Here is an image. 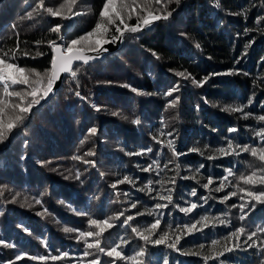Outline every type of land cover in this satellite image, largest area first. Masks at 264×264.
Wrapping results in <instances>:
<instances>
[{"label":"trees","instance_id":"obj_1","mask_svg":"<svg viewBox=\"0 0 264 264\" xmlns=\"http://www.w3.org/2000/svg\"><path fill=\"white\" fill-rule=\"evenodd\" d=\"M66 3L44 0L42 8L40 0H0V55L15 54L19 67L45 75L53 57L49 42L61 41V30L53 32V27L62 28L75 11L82 14L73 34L86 36L97 23H106L100 19L105 0H76L70 11L65 7L58 17L45 11ZM144 3L137 0L140 7ZM151 10L172 15L148 29L126 32L123 47L103 60L76 64L77 76L65 75L59 90L21 114L22 122L0 142V239L5 241L0 245V264L30 260L89 264L96 256L105 264L113 259L116 264H164L165 260L168 264H264L260 248L247 247L252 232H257L253 240L258 246L264 243V204H257L243 220L239 208L250 199L247 191H264V185L244 186L240 179L264 169V161L238 148V155L223 156L218 151L227 148L229 140L234 148H264V141L256 136L264 128V121L258 119L264 115V0H180L178 5L175 0H162L161 5L152 0ZM127 23L136 25L135 16ZM115 27L108 25L109 36ZM38 52L44 55L37 56ZM180 72L188 78L178 76ZM193 78L203 85H194ZM174 87L178 90L166 95ZM22 88L17 85L9 91ZM177 96L178 103L170 107ZM8 99L26 106L31 97L24 102ZM226 106H243V113L226 111ZM244 113L250 115L245 118ZM93 127L94 135L89 132ZM233 127L238 131L229 132ZM169 140L179 156L167 147ZM149 148L152 151L146 155L135 154ZM85 161H94V166ZM97 162L108 185L94 169ZM149 165L153 170L143 171ZM229 169L232 175L226 187L217 192ZM125 176L134 183H117ZM209 177L213 183L206 189L203 185ZM167 189H172L173 202L156 209L157 203H167L157 193L167 195ZM193 189L196 196L191 195ZM230 192L237 195L223 200ZM90 203L97 212L93 216L83 210ZM192 203L198 205L192 213L179 210ZM128 216L133 219L124 224ZM90 219L113 224L105 231L102 246L128 242L118 248L122 259L100 253L84 257L86 244H68L77 243L81 231H97L89 225ZM157 219L160 225L150 231ZM192 224L198 230L189 233L184 226ZM65 227L78 231L66 233ZM242 227L245 232L237 240L233 233ZM132 228L151 240L165 233L168 243L176 236L181 239L177 249H169L166 244L147 243ZM63 253L68 255L51 259ZM18 255L22 259L16 260ZM41 256L46 259L40 260Z\"/></svg>","mask_w":264,"mask_h":264},{"label":"snow or ice","instance_id":"obj_2","mask_svg":"<svg viewBox=\"0 0 264 264\" xmlns=\"http://www.w3.org/2000/svg\"><path fill=\"white\" fill-rule=\"evenodd\" d=\"M156 5H161L162 0H154ZM172 0H168V3H171ZM76 3V0H67L66 4L60 5V9L53 10V8L49 7L46 8L45 11L49 13L52 17H58L61 15V10L65 7L68 8V10H71V7L73 4ZM175 3L178 5L180 3V0H175ZM40 6L43 8L44 6V0H40ZM152 0H145V3L143 7H140L137 4V0H120L119 4L117 3V0H105V3L103 5V8L100 12V19L102 21H105L106 23H97L95 26V29L92 32L87 33L86 36L79 37L77 39H73L67 44H65L63 41L60 43H57L56 41H50L49 46L52 49L53 57L51 60V67L48 70V72L45 75H41V73L36 72L35 70H32L31 72H27L24 68L19 67L14 61L16 59L15 54H13L11 57H8V53H4L3 55H0V85L3 87L4 96L0 97V142H3L9 133L12 132L14 128L17 127V125L22 122L23 116L21 114L28 113L34 105H39L41 100L46 99L51 93L54 91V86L56 82L60 79L61 74L68 73L71 75V77L75 78L77 76L78 69L76 71H73V64L75 62H82L84 64H88L92 60L99 59V54L107 51L106 48L103 47V45L107 43H116L118 41H121L124 37L125 32L130 33H137L139 31H142L146 28H150L155 22L160 20H167L172 15L171 12H165L162 14H158L153 12L152 10ZM135 16L137 23L134 26H130L127 23V20H130ZM119 21V24L116 22ZM115 25V31L118 35H115L112 37L111 41L105 38L106 34L109 31L108 25ZM123 25V27H121ZM61 26L56 25L53 27V32H60ZM197 48L200 46L197 44ZM92 52L95 53V55H88L87 53ZM24 55H28L27 53H24ZM37 56L44 55L43 53H37ZM13 61V62H10ZM178 76L184 77L187 79L188 77L185 76V73L180 72L177 73ZM35 77V78H33ZM46 79V83H45ZM208 78L205 77V80ZM192 83L197 86H202L204 81H197L194 78L192 79ZM23 86L22 91H9L10 87L13 86ZM133 91H136L135 89H132ZM178 88L174 87L171 89L166 95L171 96L173 92L177 91ZM76 95L79 97L80 93L76 92ZM16 97L21 102H24L27 100L28 97H31L30 102L27 103L26 106H23V103L21 104H12L9 102L8 98ZM179 101V96H177L174 100H171L169 103L170 107H175L176 104ZM249 104L252 103L251 100L248 102ZM19 110L18 113L16 110ZM99 110V109H97ZM226 111L230 112H241L243 113V106L240 107H231L226 106ZM11 112V115H8V113ZM250 114L244 113L245 118H247ZM260 121H264V115H260L258 117ZM133 123L138 124L139 121L135 120ZM238 129L233 127L229 129V132L235 133ZM90 134H96L97 129L95 127L91 128L89 130ZM169 136L172 135V133H168ZM256 136L260 138L261 141H264V128H261L259 131L256 132ZM155 139V138H154ZM167 147L173 151V154L175 156H179V153L175 152L174 143L172 140L168 141ZM239 149L240 152H249L253 157L259 156V160L264 161V148L257 149L255 147L249 149L247 145H245L243 148H240L239 145H236V148L233 147L232 141L229 140L227 144V148H220L218 149L219 153L223 156H228L231 154H239V152L236 151V149ZM152 149H146L142 150L140 153H135L136 155H146L147 153L151 152ZM89 155H94L93 153H89ZM209 159H214L216 157L210 156ZM85 163H91L94 166V161H85ZM155 163V162H154ZM203 167V165H201ZM152 165H149L147 168H144L143 171L148 172L152 171ZM199 171V169H197ZM232 175V170H227V175L220 181V186L216 188L215 190L217 192L222 191L225 187V181L228 179L229 176ZM76 179H79V173L76 174ZM240 179L244 182L246 185H264V175L257 176V173L253 172L251 175L248 176H241ZM134 183L129 177L125 176L123 180L118 181L117 183ZM171 183L175 184V179L171 181ZM213 183V180L211 177L208 178V182L203 185L204 188H209V185ZM148 191H152V182H148ZM113 187H116V185H113ZM143 191V189H141ZM168 194L167 195H160L158 192L157 195L161 200L167 201V203H157L155 205L156 209H164L167 208L169 204L173 202V196H172V189H167ZM240 192H244L245 189L240 188ZM196 189L192 190L191 195L196 196ZM237 192H230L228 195L223 197V200H228L232 196H236ZM247 197H249V200H246L245 203H242L239 208L241 213L243 215L241 216V219H245L249 212L254 210L257 206V204H264V191L254 192V191H247L246 193ZM241 200H244L245 197L241 196ZM255 201L256 203H252V201ZM36 203H40V201H36ZM250 205V207H249ZM196 203L190 204L188 207L180 208L179 210L184 213H192L194 209L197 208ZM132 207H136L135 204L132 205ZM235 207V205H234ZM248 208V212H245V209ZM123 215V213H121ZM133 219L132 216H128L127 219L123 221L124 224H128L129 221ZM203 220L208 221L209 217H204ZM221 224L224 223V220L219 221ZM161 221L157 219L155 223L151 225L150 231H155L157 227L160 225ZM89 225L93 226L97 231H81L79 232V235L77 237L78 240H83L86 244V249L83 253L84 257H88L91 255H94L96 253L104 254L107 257H113V258H120L122 259V253L121 251H118V248H121V244H127V241L122 240L121 243L116 244L112 247L102 246V238L104 236L105 231L113 228V224L109 223L108 220L99 221L96 219H90ZM207 226V225H205ZM189 233L197 231L196 224H192L191 226L185 225L184 226ZM64 232H73L78 231L73 228L65 227L63 229ZM132 232L136 233L137 236H139L141 239L146 241L147 243L159 246V245H167L169 249H177V245L180 242L181 237L176 236L175 241L168 243V234L165 233L161 235L158 239L151 240L149 235H144L143 233L139 232L136 228H132ZM245 229L242 227L237 230V232L233 233V235L239 240V237L244 234ZM257 235V232H252L248 235V241H251V243L247 244V247H259L262 254H264V243L261 245H257L256 241L253 240V237ZM93 238V242H88L87 238ZM5 241L3 239H0V245H4ZM216 242L213 241V244ZM247 243V242H246ZM11 246V245H9ZM107 247V250H106ZM203 248V245L201 246ZM236 248H239L240 245L236 244ZM233 249H227V251H232ZM191 255H196L197 253H188ZM68 254L63 253L62 256H52L51 259L53 261L60 260L63 257H66ZM137 255H143V253H137ZM220 255H223L221 253ZM16 260L22 259L21 256H16ZM33 259H36L35 257ZM40 260H45L46 257L41 256L39 257ZM205 260L209 259V257H205ZM7 264H13V261H8ZM89 264H102L99 256H96L95 259H92L89 261ZM111 264H116V260L113 259L111 261ZM136 264H140L139 261L136 262ZM164 264H168V261L165 260Z\"/></svg>","mask_w":264,"mask_h":264},{"label":"rangeland","instance_id":"obj_3","mask_svg":"<svg viewBox=\"0 0 264 264\" xmlns=\"http://www.w3.org/2000/svg\"><path fill=\"white\" fill-rule=\"evenodd\" d=\"M81 14H82V11H75V12H73V13H70V15L67 16V22H64V23L62 24V28H61V33H60V35H59V39H61V41H63L65 44H67L68 42H70V41L73 40V39H77V38H79V37H83V36H85V35H83V34L77 35V33H74V34H73V32H71V30L73 29V27L76 25V19H77L78 16L81 15ZM146 29H148V28H146ZM116 34H117L116 31L114 32V34H113L112 36H109L108 33H107L106 36H105V38L108 39L109 41H111L112 37L115 36ZM125 35H126V32H125V34H124V37H125ZM124 37H123V39L120 41V44H119V42L113 43V46L116 47V49H115L114 51L107 52V53L105 54V56H104L103 58L99 59V60H103V59H104L106 56H108L109 54H113V53L119 51V50L123 47V45H124ZM103 47H104V45H103ZM106 48H107V47H106ZM73 69H74V68H73ZM73 71H74V70H73ZM68 75H70V74H68ZM70 76H71V75H70ZM248 160H249V158H248ZM99 163H100V162H97V164L95 165L94 169L97 170V172H98L100 178H102V180L108 185V181H106V177H105L104 175H102V173L100 172V170H99V168H98ZM256 173H257V176L264 175V169H260V170L257 171ZM108 179H109V178H108ZM109 180H110V182L112 181V179H109ZM111 183H113V182H111ZM244 186H259V185H244ZM102 201H104V198L102 199ZM88 202H89V201H88ZM90 207H91V203H90L89 205L85 206V208H84L83 210H86L87 212H88V211H89V212H92V213H91L92 216L94 215V213L97 214V212L92 211V210H94V209H93V208L90 209ZM88 208H89V209H88ZM51 218L55 219L56 216L53 215V216H51ZM47 229H48V227L46 228V230H47ZM68 244H71V245H80V246H84V245H85L84 241H82V242L79 243V240L77 241V243H75V242L73 241L72 243H68ZM66 245H67V244H66ZM64 246H65V245H64ZM101 262H102V264H105V263H106V261L103 260V259H102ZM33 263H34V261L30 260V263H29V264H33Z\"/></svg>","mask_w":264,"mask_h":264},{"label":"water","instance_id":"obj_4","mask_svg":"<svg viewBox=\"0 0 264 264\" xmlns=\"http://www.w3.org/2000/svg\"><path fill=\"white\" fill-rule=\"evenodd\" d=\"M60 42H61V41H60ZM60 42H58V43H60ZM118 42H119V44H120V41H118ZM106 47H107V48H106ZM104 48H106L107 51H105V52L99 54V59L103 58L107 52H111V51H114V50L116 49V47L113 46V43H107V44H105V45H104ZM87 54H88V55H95V53H92V52H89V53H87ZM99 59L92 60V61L89 62L88 64H90V63H94V62L98 61ZM78 63H80V64H84V63H82V62H75V63L73 64V68H74L75 65L78 64ZM67 74H68V73H63V74H61L60 79L56 82V84H55V86H54V91H53V93H51V94L49 95V97H47V98L45 99V101L48 100L51 96H53V95L59 90V88H60V87L62 86V84H63L64 77H65V75H67Z\"/></svg>","mask_w":264,"mask_h":264}]
</instances>
